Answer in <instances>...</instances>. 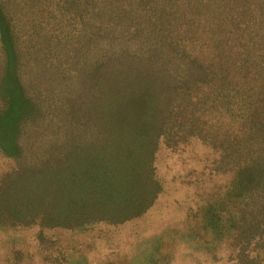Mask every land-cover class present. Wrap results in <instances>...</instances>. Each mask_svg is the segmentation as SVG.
I'll list each match as a JSON object with an SVG mask.
<instances>
[{"label": "trees", "instance_id": "1", "mask_svg": "<svg viewBox=\"0 0 264 264\" xmlns=\"http://www.w3.org/2000/svg\"><path fill=\"white\" fill-rule=\"evenodd\" d=\"M0 44L1 226L137 218L196 139L219 180L183 234L264 264V0H0Z\"/></svg>", "mask_w": 264, "mask_h": 264}, {"label": "rangeland", "instance_id": "2", "mask_svg": "<svg viewBox=\"0 0 264 264\" xmlns=\"http://www.w3.org/2000/svg\"><path fill=\"white\" fill-rule=\"evenodd\" d=\"M213 157L196 139L176 149L163 145L155 162L163 191L143 215L123 223L98 221L74 229L0 225V264H231L223 246L213 255L183 234L202 189H213L219 180ZM8 166L0 155V177Z\"/></svg>", "mask_w": 264, "mask_h": 264}]
</instances>
